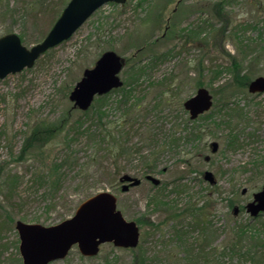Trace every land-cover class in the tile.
<instances>
[{"label":"rangeland","instance_id":"obj_1","mask_svg":"<svg viewBox=\"0 0 264 264\" xmlns=\"http://www.w3.org/2000/svg\"><path fill=\"white\" fill-rule=\"evenodd\" d=\"M6 2L15 11L13 17L8 11L0 14V37L14 32L27 47L47 34L65 6L57 14L46 9L35 17L22 0H1L0 12L6 10ZM105 50L126 58L119 72L124 85L102 100L97 97L85 112L72 107L73 85ZM237 71L240 76L235 77ZM258 75H264V0H128L104 4L32 67L0 78V185L13 180L17 184L13 191L12 184L0 191V264H22L17 220L57 224L89 194L101 190L113 192L120 212L139 225L149 264L183 258L198 238V230H191L184 241L173 235L180 224L190 229L183 213L189 203L211 201L208 218L219 231L212 245L221 242L233 223L249 222L244 205L264 183V92L248 89ZM201 86L213 93L214 104L195 121L201 128L200 141L166 147L167 137L185 127L188 113L183 101ZM120 99L131 106L125 121ZM100 111L103 123L118 126L124 153L110 148L107 154L105 144L85 132V126L96 124ZM80 118L84 124L69 134L67 145L68 125ZM43 119L51 127L62 123V130L47 143L44 154L35 149L21 157L30 127ZM120 120L125 124L118 125ZM212 141L219 143L215 153ZM95 151L94 166L79 174V165L92 162ZM67 156L66 166L54 171L52 162ZM154 162L157 166L149 173L160 179L158 186L144 178L146 165ZM205 170L213 173L215 185L204 180ZM49 171L64 180L56 193L47 191ZM122 173L142 181L123 191L118 180ZM82 175L89 176L87 185L94 187L77 188ZM236 206L240 209L234 215ZM175 209L179 215H169ZM261 220L264 217L256 223L264 226ZM133 256L129 250L103 244L97 256L82 259L74 246L65 259L50 264H131Z\"/></svg>","mask_w":264,"mask_h":264},{"label":"water","instance_id":"obj_2","mask_svg":"<svg viewBox=\"0 0 264 264\" xmlns=\"http://www.w3.org/2000/svg\"><path fill=\"white\" fill-rule=\"evenodd\" d=\"M112 1L122 4L126 0H69L46 36L30 47L23 45L20 36L14 32L1 36L0 78L31 67L44 52L71 38L101 5ZM94 63L93 67L83 70L82 77L69 93L73 107L83 111L90 107L97 95L123 85L119 72L125 65V59L121 55L115 51H104ZM248 89L251 93L264 92V76H256ZM183 102L190 118H196L211 108L212 94L201 86ZM211 144L212 152L216 151L219 144L216 141ZM203 176L210 184L216 183L211 171L205 170ZM146 178L156 185L160 183V179L152 174L146 175ZM119 180L124 191L141 182V179L127 173L122 174ZM243 192H246L245 188ZM252 195L253 199L245 204L246 211L251 216H257L264 211V183ZM238 209H235V213H238ZM15 227L22 264H49L64 259L74 245L87 257L98 254L103 243L133 248L139 244L140 238L137 223L127 220L117 209L116 196L111 191H99L88 197L78 205L72 216L57 224L44 226L37 222L17 220Z\"/></svg>","mask_w":264,"mask_h":264},{"label":"trees","instance_id":"obj_3","mask_svg":"<svg viewBox=\"0 0 264 264\" xmlns=\"http://www.w3.org/2000/svg\"><path fill=\"white\" fill-rule=\"evenodd\" d=\"M1 1V0H0ZM19 0H17L16 3ZM26 3L27 8L31 12H36L35 17L38 16L40 11L49 10V12L58 13L61 10V7L64 6L68 0H22ZM6 10L0 12V14L5 15V12L8 11L10 14V17L14 16V8H10V3L6 2ZM60 9V10H59ZM39 39V38H38ZM37 39V40H38ZM24 40V39H23ZM36 40V41H37ZM50 51V50H49ZM48 52V51H47ZM257 56H255L256 58ZM233 68L237 67L238 61H233ZM240 76L239 71L235 72V77ZM174 87L169 88V91H173ZM130 92V91H129ZM100 100H102L104 97L99 96ZM98 97V98H99ZM127 100L120 99L117 103L120 106H124L122 110V118L124 121L128 119L129 112L131 111V106L126 105L125 103ZM134 105V104H132ZM181 106V105H180ZM182 107V106H181ZM101 110V109H100ZM98 113V112H97ZM103 112H99V114L95 115L97 117L96 124H92L90 126H85V132L90 133L94 136V141L105 144V151L107 154L110 152V148L113 150H118L120 148V151H118V155L124 153L127 151L126 147H124V141L121 139L119 134V129L117 125H113L114 127H110L109 125L103 123L104 117L101 116ZM204 114L198 116L196 119L190 120V118L187 116L185 119L186 124L185 127L180 131L177 135L176 132L171 133L164 142V145L166 147H172V145L175 143L180 142H190L193 143L194 141L198 140L200 141L202 134L201 128H198L195 126V121L199 118H202ZM118 125L125 124V122H122V120L117 121ZM188 123H194L192 127H189ZM84 122L83 120L76 119L73 123H70L68 125L69 130H67V137H66V144L69 145L70 139L69 134L75 133V131L78 130V127L83 126ZM59 124L53 125V127L49 126V122H47L45 119L42 121H37L30 127L31 132L28 133L27 137L24 138L23 147L20 150V155L22 157V154H29L32 155L34 153L35 149H38L39 154H44V147L47 145L49 141L53 138L54 134L62 130L60 128ZM77 128V130H75ZM73 130V131H72ZM237 138L233 140V143H237ZM239 144V142H238ZM236 144V145H238ZM112 151V150H111ZM98 158V151H95V154L91 157V161H87L85 164H80L77 171L80 173L87 170L88 167L94 166L95 161H97ZM68 156L64 159H61L59 162H52V166L54 167V171L59 168L65 167L67 164ZM156 162L153 164H147L146 165V172H151L155 170L156 168ZM53 171V170H52ZM119 173V172H118ZM83 176V177H82ZM78 178V184L77 188L84 187L88 189V187H91L94 185H87L89 176L85 177L82 175ZM48 180L47 183L51 184L50 187H48V193L50 191H56L62 186L63 179H60L61 175H58V172H51L49 171L47 174ZM113 180L116 181V174L113 176ZM76 178V179H77ZM16 179V178H14ZM13 180V182H10L12 184V187L10 188V191L15 190L17 188V184ZM8 182H4L2 186L0 185V191H5L7 188H9V185L7 186ZM15 185V186H14ZM89 195H92L89 194ZM88 195V196H89ZM233 201L229 202V205L231 206ZM211 207V201L207 198L204 203H189L188 207L185 208L184 212L188 215L190 219V229L184 230V226L180 224L181 228L177 229V232H174L175 236H177L180 240L186 239V237L189 235V232L191 230L197 231L200 233L197 239H194L192 245L190 246H197V247H188L187 252L183 254V258L177 259V257L174 260H171L170 257L172 255H168V262L166 264H179L180 262H185L186 264H264V226L257 224V220L260 219V217H264V212H260V214L257 217H251L250 221L245 223H233L229 226V229L226 230L225 235L223 238H221V242L217 243L216 245H212V238L214 236L218 237L219 231L218 229H214V224L212 225L210 222V219L208 218V211ZM176 209L173 211H170L171 216L175 217L176 215H179ZM192 219V220H191ZM261 222H264L261 220ZM176 226V225H175ZM174 226V227H175ZM214 240V239H213ZM113 250L115 247L112 245ZM125 250H129L134 254L131 264H149L148 260L149 257L147 253H145V249L143 248L142 243H140L137 247L131 248H123ZM119 249V250H123ZM178 253H181L180 250L176 251V255ZM82 259H86L84 256H81ZM92 258V257H91ZM224 258H228L227 261L223 260ZM89 259V258H87ZM189 262V263H188Z\"/></svg>","mask_w":264,"mask_h":264},{"label":"flooded vegetation","instance_id":"obj_4","mask_svg":"<svg viewBox=\"0 0 264 264\" xmlns=\"http://www.w3.org/2000/svg\"><path fill=\"white\" fill-rule=\"evenodd\" d=\"M206 158L209 159L208 156Z\"/></svg>","mask_w":264,"mask_h":264}]
</instances>
